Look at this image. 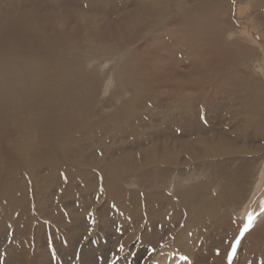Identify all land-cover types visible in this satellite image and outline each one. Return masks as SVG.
I'll return each instance as SVG.
<instances>
[{
    "label": "rangeland",
    "instance_id": "rangeland-1",
    "mask_svg": "<svg viewBox=\"0 0 264 264\" xmlns=\"http://www.w3.org/2000/svg\"><path fill=\"white\" fill-rule=\"evenodd\" d=\"M87 1H90V2L87 3ZM217 1L216 0H184L185 5L186 4L190 6L196 5L191 11V13L194 12V14L199 18H202L203 16H205L206 21H208L209 25L207 24V28H209V31L207 34L209 35L207 36L209 37L211 42L208 45H204L205 50H204L202 43H198L199 45L198 44L193 45L191 41L189 40L190 38L187 37L186 33L181 34L182 31L184 32V30L185 31L187 30V28L185 27L186 20L185 21L184 19L181 20V18L179 19L170 18L168 20L169 22L166 21V23L164 24H159L155 26L154 24L150 22V17L147 14L139 13L138 16L140 17H138V20L139 19L140 20L139 21L136 20L134 24L135 27L133 26L130 29L127 27H124L127 38L136 40L138 45L140 46L139 51L142 50L141 52H139V56L141 59L140 61L141 71L139 75H140L141 81L136 80L135 78L132 79L131 77L128 76L125 79L129 80L128 78H130L131 80V83H130V80L128 82L127 80H124V79L122 80L117 75L116 76L113 75L112 68H111L112 63L108 65H104V63H102L101 60L94 61V63L93 62L89 63V61H93L92 59L81 60L80 63L82 66L79 70L80 73L78 72V74L80 75L79 77L80 79H86L88 82L91 81L90 84L93 83L92 86H94L93 88L95 89L94 104L96 103L97 105L95 104L96 105L95 106L93 104L90 117H95L96 125L94 127L95 130L93 129H91L92 131L87 130L88 132L84 130V132H82L80 136H78L79 142L77 143L76 147L75 146L73 147L74 152L73 150H71L68 153H66L67 151L66 149L63 151V153L61 152L59 154L62 156L58 155L59 163L62 168L59 165L53 168L52 164L47 163L46 165L43 164L39 166V168H37L36 171L34 170L33 172H31L28 169V165L22 163V160L20 161V159H18L17 157L26 155L27 150L25 149L24 146L29 145L28 143L30 140L31 141L33 140L36 143H39L42 139L41 136H39V134L29 135L27 138V141H25L24 134H21L17 137L16 135H14L17 133L16 130L12 131L11 129L12 127L6 128L8 131L6 130L5 135H8V133H10L9 135L11 136H9L10 139L8 138L7 140L9 143L8 145H10V147L9 148L5 147V148L11 150L13 154L16 153V155L18 153L24 154V155L18 154V156L15 157L18 162L19 168L22 171V172L20 171L21 173H20L19 183H22L24 185V190H23L24 199L22 201V204L18 205L14 201L13 195H9L12 199L9 198V196H6L5 199H3L4 195L0 194L1 195L0 199L2 198L0 200L1 202L0 203V215H1L0 217V260L3 261V264H14L13 261L11 263L7 261V257L11 253H13L14 257L18 256V254H20L22 257L21 260L16 264H28V263L30 264L31 263L32 264H112L113 261H116V264H153L154 262H155L154 264H156L159 257H160L159 262L161 260L159 264H163V263L165 264H187L186 261H183L180 258L182 255H189L190 257L194 256L196 264H227V258H226L227 255L225 254L228 251L229 244L225 243V241L234 240V238L239 234V230L242 228L243 224L246 223L247 216L249 213L255 214L257 216V219L254 221V227L250 230V232L245 234V237L242 239L241 245L237 250V255L233 260V264H264V211H262V209H264V205H263L264 203H260L259 204L260 206L257 205L256 207H251V208L248 205V204L251 205L252 203L251 202V192H252L251 190L253 189V183L256 180V177H257L256 173L259 169L260 163L264 159V156H263L264 151H262L260 160L255 165H251L250 169H252L251 170L252 174L246 180V182L244 181L239 182L237 174L239 173L240 165L243 164L244 161H248V158L250 156L245 157L243 161L241 160L242 162L237 161L236 163H232L231 160H227V163H225V161L224 162L221 161L222 164L220 165L218 163L220 161H217V159H215L213 156H212V160H215V161L214 163H211L212 165L208 164V162L206 163L207 161L206 159L205 161H202L203 159L200 158L199 160H197L198 162L195 159V155H202V153H200L202 152L201 151L202 148L200 144L194 143V139H196L197 137H200V140L202 139L203 141L205 139L204 142H206L207 139L208 140L214 139L213 141L217 142L216 144L217 145L219 144L220 148L221 146H223V147H230L232 149H237L240 146V144H237L232 138H234L236 131H238L239 129H241V127H243L242 130L243 131L245 130L243 132L244 136H246V139L248 140L245 143V146L243 147L246 150L250 149V147H252L255 144V142L251 141L253 140L251 138L253 137H257L261 139L264 138V126L262 127L261 125V124L264 125V117H263L264 116L263 114L264 113V76H263L264 74H262L257 69L258 63H260L261 61L260 60L261 56L259 55L256 49L254 50L249 49L250 47L248 46V43H247L249 40L240 38L238 35L230 38L229 37L230 31L227 29V26L223 23V21H221V19L219 20V17L221 16V14L225 13L227 15L230 12L228 14L229 17L228 16L227 17L229 18L228 20H230L229 21L230 23L232 21L233 23L234 21L236 22L234 24L232 23L233 27L236 24L235 29L239 30L244 26L250 25L249 27L254 31V34H256L259 39L264 41V0H251V1L249 0H239V1L238 0H217ZM11 2L15 3L14 4L15 6L13 5L14 7L13 6L12 7L14 8L15 10L14 13L16 14L24 13L26 12V10L30 11L32 7L34 9H38L39 7L43 8V6L46 8V10L48 6L49 11H53L56 14L58 13L61 14L60 13L61 10L63 11L68 10V11H73V12L76 11L78 13L81 12L80 15H83L84 17L86 16L87 20L88 18H90L91 20L96 19V23L94 22L92 23L91 20L88 21L89 22L88 25L90 27V30H89L90 34L96 35V34H100L106 31L110 33V36L116 35L114 28H113V25H114L113 20L119 16L118 14L120 15L124 14V15L129 16L132 10H135V11L139 10L138 12H140V8H145L144 0H134V1L133 0H93V1L91 0H55L54 1L53 0L52 1L53 3H49V4L42 3L44 2V0H12ZM196 2L198 5L195 4ZM13 3H10V4H13ZM228 5L231 8L233 7L234 9H236V6L238 5L246 7V12L244 13L246 15L239 18L235 14V10L233 8L232 9L234 12L232 11L230 7L227 8ZM18 7H20V9ZM116 7H118L120 10ZM134 7L135 9H133ZM205 7H206V12H205ZM200 8H202V10ZM114 9L116 11H114ZM207 13H209V15ZM232 13L235 15H233ZM250 13H255L256 15L250 16L251 15ZM214 20L216 21V24ZM140 21H143V22L140 23ZM98 22L101 24L103 23V24L101 25ZM210 22H214L216 26ZM169 23H171L172 25L174 23V25L173 27H171L172 25L170 24L171 28L168 29ZM1 24H2V20L0 19V26ZM73 24L74 22L71 23V25ZM175 26H177L178 28H176ZM181 26L183 28L185 27V29L182 30ZM165 27H167L168 31H166L167 29ZM179 30H182V31H179ZM169 32L171 33L168 36L167 33ZM173 32H174L175 38L170 36V35H173ZM176 32L179 35H177ZM165 33L168 37L165 35ZM212 34L213 36L214 35L215 36L213 37ZM169 37L172 39L173 42L171 41V39H169ZM176 37L178 39H176ZM216 38L218 39V41L222 42V43L219 42L221 45L218 44ZM214 42L217 43V45ZM232 42H235V45L231 46ZM188 43L190 44V47L188 46ZM175 44H178V45L175 46ZM218 45L219 47L220 46L222 47L218 48ZM206 46H208V48ZM221 50L223 52H221ZM226 51L228 52L227 54H226ZM182 52H184V54ZM145 55H148V58ZM246 55L249 58L246 57ZM144 56L146 58H144ZM157 60H159L160 62H157ZM202 63L203 64L205 63V64L203 65ZM163 68H165V70H163ZM171 69H172V73H169V71L167 70H170L171 72ZM149 71H152L153 74L151 72L149 73ZM179 72L181 74H179ZM165 74L166 76H168L167 74H170V75L173 74V75L172 76L169 75L168 77H166ZM141 76L143 78H141ZM174 76L177 79L176 82L173 81L175 80ZM132 80H133V83H132ZM159 80H160V83H159ZM116 81H118V83H121V84L116 83ZM181 81H184V82L182 83ZM124 83H126L127 85ZM211 83H214V84L212 85ZM146 84L147 85L149 84V85L145 86ZM131 85L133 86L129 88ZM177 86L179 88H177ZM190 86L193 88L191 89ZM194 87L195 88L197 87V88L195 89ZM186 88H187V91H186ZM225 88L229 92L225 91L226 90ZM178 89H180L181 91ZM222 89L223 90L225 89L224 90L225 92ZM169 90L170 92L173 90L172 93H170ZM175 91L177 92V94ZM151 92H154V93H151ZM188 92H191V93H188ZM168 94H170L171 96ZM189 94L191 95L196 94L197 97L196 96L195 97L197 99H195L196 101L191 100L190 103L188 102L189 103L188 104L185 102V100L188 101L187 98L188 96L190 97ZM151 95L152 97H150ZM132 96L135 98H133ZM179 97L181 100L179 99ZM174 98H176L177 103L179 102L178 104L176 103ZM206 98L208 99V101ZM171 99L173 102L171 101ZM182 99L184 100V102H182L183 101ZM120 101L123 102L122 103L123 105L121 104ZM155 101L156 103H154ZM212 102L214 103L213 105L211 104ZM180 103H181V106H180ZM144 104L145 106H143ZM153 104L154 105L156 104L157 106L155 105L152 107ZM257 104L258 106H256ZM174 106L179 107V109L177 107L175 108ZM182 106H185V107H182ZM192 106L195 108H192ZM149 107L152 108V110L154 111L152 112V110ZM137 108H140L141 110ZM197 108H198V111L196 110ZM115 111H116V114H115ZM178 111H179V114H178ZM167 112L171 115H169ZM180 112L184 114V115H181L183 119H181V117L179 116L181 114ZM261 114H263V116ZM116 116L118 117V119ZM149 116L150 117L152 116V118H150ZM153 116L155 117L156 121L159 120V118L160 119L162 118V119L159 120L158 122L156 121L154 122L152 121L154 119ZM170 116H172L173 118ZM146 117H147V121H146ZM157 117L159 118L156 119ZM174 118H175V121H174ZM129 119L131 122L129 121ZM243 119L247 121L245 120L243 121ZM135 120L136 122H134ZM142 120H144L145 122ZM162 121L167 124V125L165 124L167 127L162 123ZM100 122L102 123L100 124ZM106 123L108 124L106 125ZM109 123L113 124L114 126ZM147 123H149V125ZM188 123L190 125H188ZM242 123L244 126L241 125ZM159 124L161 126L163 125L160 129H159L160 127ZM227 124H229L230 126H228ZM225 125H227L228 127ZM122 126L123 127L125 126L124 129ZM119 127L120 129H122L121 131H119L120 130ZM181 127L183 128V130ZM190 127L193 129H191ZM107 128L111 130V133H110V130L108 131L106 130ZM136 129L137 130L139 129V130L136 131ZM151 130L153 131L152 133H151ZM160 131H163V132L161 133ZM89 132L92 134H90ZM140 132L145 134V136L142 133L140 134ZM159 132L161 136L158 135ZM231 132L232 133L234 132V133L232 134ZM129 133H130V137H129ZM214 133H216L217 136ZM123 134H125L127 137ZM139 134H140V137H139ZM98 135H100L99 137H102L104 139L99 138ZM157 135L159 137H157ZM206 135L208 136L206 137ZM169 136L170 137L172 136V137L169 138ZM215 136L216 138H214ZM218 136H220V138H218ZM115 137H117L116 140H115ZM130 138H132V140L134 141L129 140ZM140 138L143 140H141ZM145 138L146 140L147 139L148 140L146 141ZM100 139H102L104 142L101 141ZM159 139L160 141H158L157 143V140ZM161 140H163V142ZM240 140H241L240 142L243 141V139H240ZM108 141H111L113 144L110 142L108 143ZM136 141H138L137 145H136ZM190 141L192 142L190 143ZM213 141L212 143H215ZM188 143L192 145L195 144V145L190 146ZM216 144H213V145H216ZM2 145H4V143H3L2 138L0 137V147ZM139 145H141V147H139ZM135 146H138V148ZM117 147L119 149H117ZM143 147H146V149ZM164 147L167 149L171 147L173 149V152H172L173 157L171 154L170 159L167 160V164L169 165L164 166L165 164H162V165L154 166V164H152L151 166L150 165L144 166L142 168L139 167V165H141V162L144 163V160H146L145 157L148 158V156L155 154V153L157 154L159 153L158 154L159 156H163ZM182 147L184 149H182ZM149 149L151 150V152L149 151ZM71 152H73L74 154ZM64 153H66L65 156H64ZM85 154H87V156ZM123 154L124 155L126 154V155L123 156ZM67 157H69L70 159ZM89 158L92 161V162L90 161L92 165L91 163L88 162L90 160ZM93 158L96 160H94ZM104 158H106L107 161L103 160ZM116 158L118 159V161ZM97 162L98 163L100 162V164H97ZM108 162H110L112 165H110V163ZM77 164L78 165L82 164L81 165L82 168L78 166ZM193 165L195 167H193ZM235 165H238V166L235 170H233V168H235ZM50 166L52 168H50ZM72 166L73 167L75 166V167L73 168ZM158 166H160L161 168ZM87 168L88 169L92 168V170L90 169L88 170ZM139 168L142 170H140ZM6 169L7 168H5V166H3V164L1 163L0 164V177H2L3 173L6 172ZM51 169H54V170H51ZM64 171L66 175L64 174ZM61 172H63V174H61ZM88 173L90 174L92 173V174L90 175ZM79 174H83L84 176L79 175ZM71 175L72 177H70ZM75 175L76 177H74ZM225 175H228V176H225ZM65 177H67L68 180L65 179ZM81 177H84V178H81ZM101 178H103L104 180ZM83 179L88 180V181L84 182ZM104 181H106V184ZM249 183H252V184H249ZM103 186L105 189L103 188ZM107 186L109 187L108 189L110 192L108 191V189H106ZM37 188L38 190H36ZM111 188L113 190H111ZM188 189L190 191H187ZM196 190H197V193H199L200 195L199 194L197 195V193L195 195ZM244 190L245 192H243ZM191 191H194V192H191ZM182 192L184 193L186 192L185 195ZM182 194L184 196H182ZM191 194H193V196H196V197L193 198ZM71 195L73 198L71 197ZM166 195L168 199L165 198ZM128 196H131V199L130 197L128 199ZM143 197L145 198V200ZM179 198L181 201L178 200ZM181 198L184 200H182ZM138 199H141V200L139 201ZM154 199L156 200V202ZM170 199L171 200L173 199V201H170L172 202V205L171 204L169 205ZM33 200L35 201V203ZM135 201H138V202H135ZM159 201L162 204V206L159 203ZM190 202L192 204H190ZM118 205H120V208ZM128 206L131 207V209ZM34 207L36 208L34 209ZM191 207L193 209L195 208L194 212L192 211ZM184 210L185 212H183ZM212 210H215V214H214V211L212 212ZM216 210L219 212H216ZM89 213H94V215L90 216ZM126 214H128V216ZM209 216L211 218L213 216V218L212 219L207 218ZM163 217L165 218L167 217L168 219H171V220H168L167 218L163 219ZM260 218H262L263 221L260 222L261 220ZM173 219H176V220H173ZM93 220H95L94 224L92 223ZM173 221L175 222V224ZM143 222L145 223V225L143 224ZM219 224L221 227L219 226ZM172 225L175 227L176 230L173 228ZM148 229L149 231H147ZM168 232L170 233L171 236L169 235ZM28 236L30 237L29 238L30 240L28 239ZM84 237H87V239H84ZM137 237H141L142 241H145V240L147 241L137 242L135 243L134 246H132L133 240ZM166 237L168 239H166ZM64 241H67V244H65ZM120 243H123L125 245L124 252L118 251V246ZM25 244L27 245V248ZM35 244L38 247H36ZM43 245L45 247H43ZM139 245L141 246L143 245V247L141 246L139 247ZM53 246L55 247V250H56L55 256H52L50 254L51 248ZM131 246H132V249H131ZM152 247L157 248V253L155 255L154 254L150 255L151 253H149ZM171 247L174 250L173 249L171 250ZM217 247L221 249L220 255L222 257L220 255L219 256L214 255L215 249ZM18 249L20 251H18ZM130 249L132 251L137 252L136 257L138 258L127 256V253ZM9 250L11 251L9 252ZM8 252L9 254L6 255V253ZM168 252H171V253H168ZM177 254H179L180 256ZM170 255H172L173 258ZM116 256L121 257V259L116 260ZM126 256H127V259H125ZM145 256H148V257H145ZM149 256H152L153 258L152 257L150 258ZM123 258L125 259L124 261H123ZM147 258H149V260H147ZM174 258L176 259L174 260ZM163 259H166L167 261ZM219 259H221L222 261Z\"/></svg>",
    "mask_w": 264,
    "mask_h": 264
},
{
    "label": "bare ground",
    "instance_id": "bare-ground-1",
    "mask_svg": "<svg viewBox=\"0 0 264 264\" xmlns=\"http://www.w3.org/2000/svg\"><path fill=\"white\" fill-rule=\"evenodd\" d=\"M12 1V0H11ZM10 0H0V19L2 20V24L0 26V137L3 140L4 145H2L0 147V164L2 163L3 166H5L6 172L3 173L2 177H0V194L4 195L3 199H5L6 196L9 195H13V199L14 201L20 205L22 204V201L24 199V195H23V190H24V185L22 183H19V179H20V173L22 172L19 168L18 162L16 160V156H18V154H23V153H18L16 155L13 154L11 152V150L5 148V147H10V145H8V138L10 133H8V135L6 134V128L8 127H12V131H17L16 135L17 137L21 134L25 135V141H27V138L29 135H35V134H39V136H41V141L39 143H36L35 141H29V145L24 146L25 149L27 150L26 155L24 156H19L17 157L18 159H20V161L22 160V163L28 165V169L33 172L34 170L36 171L37 168H39V166L43 165V164H52L53 168L56 167L57 165L60 166L59 163V157L58 155L64 150L67 149L66 153H68L69 151L73 150L74 152V146L76 147L77 143L79 142L78 140V136H80V134L82 132L85 131H90L91 129L95 130L94 127L96 125V119L95 117H90V113L94 104V99H95V89L93 88L94 86H92L93 83L90 84V82H88L86 79H80V75L78 74V72L80 73V68H81V60H85V59H92L93 61H89V63L94 61H99L101 60L102 63H104V65H108L110 63H112V74L113 75H117L119 76L122 80H127L125 79L126 77H131L132 79L135 78L136 80H140V71H141V59L139 56V45L137 43L136 40L133 39H129L127 38V35L125 34V30L124 27L127 28H132L138 20V16L139 13L141 14H147L150 17V22L152 24H154L155 26L159 25V24H164L166 23V21H168L170 18H174V19H179L181 18L184 19V21L186 20L185 24H186V28L187 30L185 31V27L183 28L182 26V30H184V32L182 30V33H186L187 37H189L191 43L194 45H197L198 43H202L203 47L204 45H208L211 40L209 39V37L207 35L209 28H207V24L208 21H206V17L203 16L202 18L197 17L194 12L191 13V11L193 10V8L196 5H185L184 0H144L145 3V8H140V12H138L139 10L135 11L132 10L130 15H120L113 20L114 25V31L116 33L115 36H110L109 32H103L100 34H90L89 30V20H91L90 18H86V16L84 17L83 15H80V13L76 12V11H68V10H61L60 13L61 14H56L53 11H49V7L47 6V10L46 8L43 6L39 7L38 9H34L33 7L30 9V11L26 10V12L24 13H19L16 14L14 13V4L13 2H11ZM53 0H44V2L42 3H53ZM55 1V0H54ZM93 1V0H91ZM134 1V0H133ZM217 1V0H216ZM239 1V0H238ZM251 1V0H249ZM90 1H87V3ZM218 2V1H217ZM13 3V4H10ZM93 3V2H92ZM105 3V2H104ZM188 3V2H187ZM233 3V2H232ZM45 4V5H46ZM58 4V2H57ZM86 4V3H85ZM197 4V2L195 3ZM216 4V3H215ZM219 4V3H217ZM221 4V3H220ZM14 5V6H13ZM52 5V4H51ZM90 5V4H89ZM99 5V4H98ZM136 5V3H135ZM198 5V4H197ZM230 5V4H229ZM227 6V8H229L230 6ZM13 6V7H12ZM93 6V5H92ZM104 6V5H103ZM141 6V5H140ZM221 6V5H220ZM233 6V5H232ZM235 6V5H234ZM29 7V6H28ZM100 7V6H99ZM198 7V6H197ZM20 9V7H18ZM16 8V9H18ZM53 8V7H52ZM51 8V9H52ZM101 8V7H100ZM114 8V7H113ZM118 8V7H116ZM115 8V9H116ZM203 8V7H202ZM202 8H200L202 10ZM226 8V7H225ZM231 8V7H230ZM233 8V7H232ZM231 8V9H232ZM257 8V7H256ZM261 8V7H260ZM87 9V8H86ZM114 9V11H116ZM119 9V8H118ZM135 9V7L133 8ZM204 9V8H203ZM234 9V8H233ZM232 9V11H233ZM25 10V9H24ZM88 10V9H87ZM120 10V9H119ZM118 10V11H119ZM196 10V9H195ZM199 10V9H198ZM235 10V14L240 18L243 17L245 12H246V7L243 6H236ZM35 11V12H34ZM111 11V10H110ZM220 11V10H219ZM223 11V10H222ZM231 11V10H230ZM17 12V11H16ZM112 12V11H111ZM202 12V11H201ZM205 12H206V7H205ZM234 12V11H233ZM261 12V11H260ZM219 13V12H218ZM230 13V12H229ZM228 13V14H229ZM257 13V12H256ZM205 14V13H204ZM209 15V13H207ZM228 14L226 15L221 14V16L219 17V20L221 19V21H223V23L227 26V29L230 31L229 33V37H234V36H239L240 38H244L249 40L248 46L250 47L249 49L254 50L256 49L257 52L259 53V55L261 56V61L260 63H258V70L264 74V41L259 39L257 37L256 34H254V31L249 27V26H244L241 29L237 30L235 29V26L233 27L232 23L233 21L230 23L228 20L229 16ZM233 14V13H232ZM233 14V15H235ZM250 16H255V13H250ZM231 15V14H230ZM260 15V14H259ZM75 16V17H73ZM228 16V17H227ZM231 18V17H230ZM147 19V18H146ZM216 19V18H215ZM232 19V18H231ZM144 20V19H143ZM92 23H96V19H92L91 20ZM244 21V20H243ZM253 21V20H252ZM74 22L73 25H71V23ZM104 22V21H103ZM108 22V21H107ZM112 22V24H113ZM143 21H140V23H142ZM169 22V21H168ZM215 24L216 21L214 20ZM214 22H210L212 24H214ZM99 23V22H98ZM172 23V22H171ZM169 23V28L173 27V25ZM234 23H236L234 21ZM233 23V24H234ZM248 23V22H247ZM101 24V23H99ZM103 24V23H102ZM101 24V25H102ZM111 24V23H110ZM109 24V26H110ZM170 24L172 25L170 27ZM182 24V23H181ZM214 24V25H215ZM91 25V23H90ZM95 25V24H94ZM105 25V24H104ZM168 25V24H167ZM178 25V24H177ZM209 25V24H208ZM223 25V24H222ZM244 25V24H243ZM98 26V25H96ZM112 26V25H111ZM179 26V25H178ZM216 26V25H215ZM135 27V26H134ZM137 27V26H136ZM139 27V26H138ZM167 27H165L167 29ZM176 28H178L177 26H175ZM98 28V27H97ZM102 28V27H101ZM104 28V26H103ZM102 28V29H103ZM164 28V29H165ZM212 28V27H211ZM100 29V28H99ZM98 29V30H99ZM126 29V28H125ZM168 29L166 31H168ZM97 30V31H98ZM101 30V29H100ZM171 30V29H170ZM213 30V29H212ZM165 31V30H164ZM172 31V30H171ZM211 31V30H210ZM175 32V31H174ZM174 32L173 35H170L171 37L175 38L174 36ZM171 32L167 33L168 36ZM177 33V32H176ZM214 33V31H213ZM261 34V33H260ZM166 35V33H165ZM177 35H179L177 33ZM176 35V36H177ZM262 35V34H261ZM167 36V35H166ZM167 36V37H168ZM183 36V35H182ZM213 36V34H212ZM215 36V35H214ZM213 36V37H214ZM166 37V38H167ZM179 37V36H178ZM228 37V39H229ZM169 39H171L169 37ZM168 39V40H169ZM176 39H178L176 37ZM180 39V38H179ZM217 39V38H216ZM213 40V39H212ZM172 41V39H171ZM177 41V40H175ZM174 41V42H175ZM187 41V40H186ZM214 41V40H213ZM216 41V40H215ZM230 41V40H229ZM173 42V41H172ZM171 42V43H172ZM185 42V41H184ZM217 42L219 45H221L220 41ZM220 42V43H219ZM190 43V42H189ZM188 43V46L190 47V44ZM215 43V42H214ZM187 44V43H186ZM217 45V43H215ZM178 44H175V46ZM199 45V44H198ZM213 45V44H212ZM218 48L222 47L220 46ZM235 45V42H232L233 46ZM240 45V44H239ZM210 46V45H209ZM179 47V46H178ZM182 47V46H181ZM200 47V46H199ZM208 48V46H206ZM217 47V46H216ZM193 48V47H192ZM196 48V47H195ZM212 48V47H211ZM217 48V49H218ZM177 49V48H175ZM187 49V48H186ZM197 49V48H196ZM215 49V48H213ZM244 49V48H243ZM179 50V49H178ZM183 50V49H182ZM195 50V49H194ZM205 50V47H204ZM187 51V50H186ZM240 51V50H239ZM242 51V50H241ZM166 52V51H165ZM209 52V51H208ZM221 52H223L221 50ZM219 52V53H221ZM251 52V51H250ZM181 53V52H180ZM184 54V52H182ZM214 53V52H213ZM228 52L226 51V54ZM146 54V53H145ZM206 54V53H205ZM223 54V53H222ZM241 54V53H240ZM150 55V54H149ZM239 55V54H238ZM148 58V55H145ZM144 56V58H146ZM167 56V55H166ZM228 56V55H227ZM142 57V56H141ZM199 57V56H198ZM246 57H248L246 55ZM255 57V55H254ZM153 58V57H152ZM227 58V57H226ZM229 58V57H228ZM249 58V57H248ZM151 59V58H150ZM144 60V59H142ZM149 60V59H148ZM193 60V59H192ZM232 60V59H231ZM250 60V59H249ZM154 61V60H153ZM222 61V60H221ZM220 61V62H221ZM252 61V60H251ZM146 62V61H145ZM148 62V61H147ZM152 62V61H150ZM155 62V61H154ZM157 62H160L159 60H157ZM197 62V61H195ZM162 63V61H161ZM218 63V61H217ZM256 63V62H255ZM88 64V63H87ZM144 64V63H143ZM156 64V63H155ZM160 64V63H159ZM197 64V63H196ZM203 64V63H202ZM205 64V63H204ZM203 64V65H204ZM96 65V64H95ZM154 65V64H153ZM255 65V64H254ZM84 66V65H83ZM97 66V65H96ZM95 66V67H96ZM155 66V65H154ZM157 66V65H156ZM160 66V65H159ZM256 66V65H255ZM254 66V67H255ZM89 67V65H88ZM99 67V66H98ZM102 68V67H100ZM150 68V67H149ZM203 68V67H202ZM90 69V68H89ZM88 69V70H89ZM162 69V68H161ZM201 69V68H200ZM111 70V69H110ZM151 70V69H150ZM163 70H165V68H163ZM162 71V70H161ZM169 73H172V69L171 72L170 70ZM185 71V70H183ZM182 71V73H183ZM205 71V70H204ZM203 71V72H204ZM152 73V71H149V73ZM159 72V71H158ZM175 72V71H173ZM212 72V71H211ZM110 73V72H109ZM185 73V72H184ZM187 73V72H186ZM210 73V71H209ZM160 74V73H158ZM157 74V75H158ZM176 74V73H175ZM179 74H181L179 72ZM178 74V75H179ZM208 74V73H207ZM212 74V73H211ZM260 74V73H259ZM127 75V76H126ZM164 75V74H163ZM168 76L170 74H167ZM173 75V74H172ZM170 75V76H172ZM112 76V75H111ZM166 76V74H165ZM166 76V77H168ZM210 76V75H209ZM264 76V75H263ZM82 77V76H81ZM144 77V75H143ZM141 76V78H143ZM162 77V76H161ZM175 77V76H174ZM178 77V76H177ZM202 77V76H200ZM208 77V76H207ZM206 77V78H207ZM170 78V77H169ZM130 80V78H128ZM148 79V78H147ZM171 79V78H170ZM169 79V81H170ZM200 79V78H199ZM117 80V79H116ZM129 80H127L129 82ZM146 80V79H145ZM144 80V81H145ZM176 77H175V81L176 82ZM183 80V79H182ZM245 80V79H244ZM141 81V80H140ZM143 81V80H142ZM153 81V80H152ZM156 81V80H155ZM167 81V80H166ZM172 81V80H171ZM187 81V80H185ZM210 81V80H208ZM215 81V80H213ZM120 82V80H119ZM126 82V81H125ZM164 82V81H163ZM180 82V81H179ZM182 83L184 81H181ZM195 82V81H194ZM202 82V81H201ZM241 82V81H240ZM245 82V81H244ZM116 83H118V81H116ZM131 83V80H130ZM133 83V80H132ZM136 83V82H135ZM146 83V82H145ZM148 83V82H147ZM157 83V82H156ZM160 83V80H159ZM192 83V82H191ZM197 83V82H196ZM228 83V82H227ZM121 84V83H118ZM117 84V85H118ZM126 84V83H124ZM158 84V83H157ZM164 84V83H163ZM173 84V83H172ZM176 84V83H174ZM181 84V83H180ZM187 84V83H186ZM195 84V83H193ZM212 85L214 83H211ZM222 84V83H221ZM114 85V84H113ZM127 85V84H126ZM125 85V86H126ZM149 85V84H148ZM147 84L145 86H148ZM153 85V84H152ZM160 85V84H159ZM168 85V84H167ZM219 85V84H218ZM246 85V84H245ZM122 86V85H121ZM119 86V87H121ZM123 86V87H125ZM133 85H131L129 88H131ZM136 86V84H135ZM158 86V85H157ZM169 86V85H168ZM167 86V87H168ZM176 86V85H175ZM189 86V85H188ZM187 86V88H188ZM234 86V85H233ZM244 86V85H242ZM98 87V86H96ZM110 87V86H109ZM165 87V86H164ZM191 87V86H190ZM204 87V86H203ZM210 87V86H209ZM228 87V86H227ZM143 88V87H142ZM169 88V87H168ZM173 88V87H172ZM177 88H179L177 86ZM185 88V87H184ZM186 88V91H187ZM193 87H191L192 89ZM195 88V87H194ZM197 88V87H196ZM195 88V89H196ZM200 88V87H199ZM205 88V87H204ZM214 88V87H213ZM232 88V87H231ZM235 88V87H234ZM121 89V88H120ZM138 89V88H137ZM155 89V88H154ZM176 89V88H175ZM182 89V88H181ZM210 89V88H209ZM212 89V88H211ZM226 89V88H225ZM224 89V90H225ZM148 90V89H147ZM156 90V89H155ZM154 90V91H155ZM180 90V89H178ZM201 90V89H200ZM205 90V89H203ZM223 90V89H222ZM223 90V91H224ZM235 90V89H234ZM151 91V90H149ZM153 91V90H152ZM159 91V90H158ZM173 91V90H172ZM172 91L169 92L172 93ZM181 91V90H180ZM190 91V90H188ZM195 91V90H194ZM208 91V90H207ZM212 91V90H211ZM225 91H228L227 89ZM224 91V92H225ZM231 91V90H230ZM176 92V91H175ZM204 92V91H203ZM229 92V91H228ZM116 93V92H115ZM137 93V92H136ZM141 93V92H140ZM154 93V92H151ZM191 93V92H188ZM194 93V92H193ZM202 93V92H201ZM200 93V94H201ZM128 94V93H126ZM131 94V93H130ZM143 94V93H142ZM156 94V93H155ZM166 94V93H165ZM174 94V93H173ZM172 94V95H173ZM177 94V92H176ZM203 94V93H202ZM216 94V93H215ZM132 95V94H131ZM147 95V94H145ZM170 95V94H168ZM167 95V96H168ZM180 95V94H179ZM188 95V94H187ZM190 97L188 96V101L185 100L186 103H190V101H194L195 99H197L196 94L195 95H191L189 94ZM171 96V95H170ZM178 96V95H177ZM196 96V97H195ZM204 96V95H202ZM133 97V96H132ZM152 97V95L150 96ZM155 97V96H154ZM181 97V96H180ZM179 97V99H180ZM215 97V96H214ZM219 97V96H218ZM135 98V97H133ZM132 98V99H133ZM213 98V97H212ZM126 99V98H125ZM154 99V98H153ZM152 99V100H153ZM201 99V98H199ZM207 99V98H206ZM102 100V99H101ZM105 100V99H103ZM117 100V99H116ZM124 100V99H123ZM174 100L176 101V98H174ZM181 100V99H180ZM183 100V99H182ZM172 101V99H171ZM170 101V102H171ZM196 101V100H195ZM202 101V100H201ZM208 101V99H207ZM241 101V100H240ZM121 104L123 103L122 101H120ZM134 102V101H133ZM137 102V101H136ZM173 102V101H172ZM181 102V101H180ZM184 102V100L182 101ZM181 102V103H182ZM214 102V101H213ZM211 103L212 105L214 103ZM103 103V102H102ZM156 103V101L154 102ZM175 103V102H174ZM177 103V101H176ZM179 103V102H178ZM177 103V104H178ZM180 103V106H181ZM188 103V104H189ZM194 103V102H193ZM197 103V102H196ZM242 103V102H241ZM96 104V103H95ZM94 104V105H95ZM101 104V103H100ZM120 104V103H119ZM118 104V105H119ZM147 104V103H146ZM207 104V103H205ZM204 104V105H205ZM97 105V104H96ZM95 105V106H96ZM103 105V104H102ZM123 105V104H122ZM132 105V103H131ZM130 105V106H131ZM156 105V104H155ZM154 104L152 105L155 106ZM175 105V104H174ZM184 105V103H183ZM197 105V104H196ZM200 105V104H199ZM209 105V104H208ZM120 106V105H119ZM129 106V105H127ZM136 106V105H135ZM140 106V105H138ZM145 106V104L143 105ZM157 106V105H156ZM161 106V105H160ZM186 106V105H185ZM182 106V107H185ZM258 106V104L256 105ZM99 107V106H97ZM151 107V105H150ZM149 107V108H150ZM169 107V106H168ZM173 107V106H172ZM175 107V106H174ZM177 107V106H176ZM175 107V108H176ZM188 107V106H187ZM129 108V107H128ZM131 108V107H130ZM159 108V107H158ZM179 109V107H177ZM189 108V107H188ZM192 108H195L192 106ZM212 108V107H211ZM224 108V107H223ZM241 108V107H240ZM97 109V108H96ZM104 109V108H103ZM102 109V110H103ZM140 109V108H137ZM135 109V110H137ZM152 110V108H150ZM160 109V108H159ZM171 109V108H170ZM177 109V110H178ZM207 109V107H206ZM141 110V109H140ZM138 110V111H140ZM161 110V109H160ZM169 110V109H168ZM173 110V109H172ZM198 111V108L196 109ZM200 110V109H199ZM235 110V109H234ZM243 110V109H242ZM246 110V109H245ZM254 110V109H253ZM154 110H152L153 112ZM163 111V110H162ZM212 111V110H211ZM210 111V112H211ZM255 111V110H254ZM104 112V111H102ZM107 112V111H106ZM105 112V113H106ZM209 112V113H210ZM246 112V111H245ZM118 113V112H117ZM138 113V112H137ZM147 113V111H146ZM168 113V112H167ZM181 113V112H180ZM195 113V112H194ZM201 113V112H199ZM208 113V112H207ZM241 113V112H240ZM116 114V111H115ZM120 114V113H119ZM139 114V113H138ZM150 114V113H149ZM161 114V113H160ZM169 114V113H168ZM179 114V111H178ZM177 114V115H178ZM193 114V113H192ZM235 114V113H234ZM233 114V115H234ZM244 114V113H243ZM264 114V113H263ZM263 114H261L263 116ZM113 115V114H111ZM118 115V114H117ZM171 115V114H169ZM181 115L184 114H180L179 116L181 117ZM194 115V114H193ZM196 115V114H195ZM142 116V115H140ZM144 116V115H143ZM148 116V115H147ZM162 116V115H161ZM190 116V115H189ZM197 116V115H196ZM199 116V115H198ZM205 116V114H204ZM207 116V115H206ZM236 116V115H235ZM244 116V115H243ZM110 117V116H109ZM117 117V116H116ZM150 117V116H149ZM154 117V116H153ZM172 117V116H170ZM231 117V116H230ZM264 117V116H263ZM97 118V117H96ZM130 118V117H128ZM127 118V119H128ZM152 118V116L150 117ZM159 117H157L156 119H158ZM173 118V117H172ZM203 118V117H202ZM209 118V117H208ZM105 119V118H104ZM103 119V120H104ZM108 119V118H107ZM114 119V118H113ZM118 119V117H117ZM120 119V118H119ZM144 119V118H143ZM162 119V118H161ZM159 118V120H161ZM181 119H183V117H181ZM194 119V118H192ZM201 119V118H200ZM239 119V118H238ZM241 119V118H240ZM102 120V119H101ZM116 120V119H115ZM124 120V119H123ZM122 120V122H123ZM137 120V119H136ZM136 120L134 122H136ZM150 120V119H149ZM159 120H155V117L152 121H156L158 122ZM171 120V119H170ZM180 120V119H179ZM245 119H243L244 121ZM98 121V120H97ZM130 121V119H129ZM141 121V120H140ZM144 121V120H142ZM146 121H147V117H146ZM169 121V120H168ZM167 121V122H168ZM175 121V118H174ZM196 121V120H195ZM198 121V120H197ZM242 121V122H243ZM247 121V120H245ZM110 122V121H109ZM131 122V121H130ZM139 122V121H138ZM145 122V121H144ZM193 122V121H192ZM208 122V121H207ZM223 122V121H222ZM229 122V121H228ZM102 122H100L101 124ZM104 123V122H103ZM113 123V122H111ZM109 123V124H111ZM120 123V121H119ZM118 123V124H119ZM143 123V122H142ZM151 123V122H149ZM149 123H147L149 125ZM153 123V122H152ZM162 123L165 125L166 123L162 121ZM160 123V124H162ZM177 123V122H176ZM191 123V122H190ZM194 123V122H193ZM196 123V122H195ZM211 123V122H210ZM257 123V122H256ZM260 123V122H259ZM108 123H106L107 125ZM136 124V123H135ZM146 124V123H145ZM144 124V125H145ZM157 124V123H156ZM159 124V125H160ZM178 124V123H177ZM187 124V123H186ZM192 124V123H191ZM197 124V123H196ZM202 124V123H201ZM215 124V123H214ZM237 124V123H236ZM258 124V123H257ZM99 125V124H98ZM113 125V124H111ZM109 125V126H111ZM117 125V124H116ZM123 125V124H122ZM131 125V124H130ZM134 125V124H133ZM152 125V124H151ZM167 125V124H166ZM165 125V126H166ZM188 125H190L188 123ZM194 125V124H193ZM192 125V126H193ZM228 126H230L229 124H227ZM225 125V126H227ZM243 125V123L241 124ZM262 127L264 126L263 124H261ZM101 126V125H100ZM104 126V124H103ZM114 126V125H113ZM112 126V127H113ZM135 126V125H134ZM146 126V125H145ZM163 126V125H162ZM160 125L159 129L162 127ZM191 126V127H192ZM204 126V125H202ZM201 126V127H202ZM227 126V127H228ZM234 126V125H233ZM244 126V125H243ZM123 127V126H122ZM125 127V126H124ZM123 127V129H124ZM157 127V128H158ZM167 127V126H166ZM190 127V128H191ZM212 127V126H211ZM210 127V128H211ZM215 127V126H214ZM213 127V128H214ZM239 127V126H238ZM236 127V128H238ZM261 127V126H260ZM110 128V127H109ZM139 128V127H138ZM155 128V127H154ZM182 128V127H181ZM232 128V127H231ZM235 128V129H236ZM243 127H241V129H239L238 131H236V134L234 136V138H232L237 144H240V146L237 149H232L230 147H223L221 146V148L219 147V144L217 145L215 141L212 140H208L206 142L205 139L204 141L201 139L200 137H197L196 139H194V143L195 144H200L201 148H202V155H195V159L196 161L199 160L200 158L203 159L202 161H205V159L207 160L206 163L208 162V164L214 163L215 160H212V156L217 159L219 165L222 164L221 161H225V163H227V160H231L232 163H236L237 161H243L245 159V157L250 156L248 158V161H244L243 164L240 165V170L239 173L237 174L238 180L239 182H246V180L250 177L251 173V165H255L261 158V154L262 151H264V138H257V137H253L251 139V141L255 142V144L250 147V149L246 150L243 147L245 146V143L248 141L246 139V136H244V131L242 130ZM258 128V127H257ZM256 128V129H257ZM118 129V128H117ZM120 129V127H119ZM145 129V127H144ZM166 129V128H165ZM193 129V128H191ZM206 129V128H205ZM253 129V128H252ZM101 130V128H100ZM107 131L110 129H106ZM122 129H120L119 131H121ZM139 130V129H138ZM136 129V131H138ZM153 130V129H152ZM151 130V133L153 132ZM183 130V128H182ZM187 130V129H186ZM250 130V129H248ZM247 130V131H248ZM8 131V130H7ZM87 131V132H88ZM92 131V130H91ZM99 131V130H98ZM133 131V130H132ZM135 131V132H136ZM165 131V130H164ZM194 131V130H192ZM231 131V130H230ZM95 132V131H94ZM101 132V131H100ZM106 132V131H105ZM117 132V131H116ZM125 132V131H124ZM129 132V131H128ZM149 132V131H148ZM161 133L163 131H160ZM159 132V136L160 135ZM173 132V131H172ZM171 132V133H172ZM183 132V131H182ZM13 133V132H12ZM90 133V132H89ZM96 133V132H95ZM111 133V130H110ZM123 133V132H122ZM131 133V132H130ZM130 133H129V137H130ZM133 133V132H132ZM142 132H140L141 134ZM174 133V132H173ZM179 133V132H178ZM176 133V134H178ZM186 133V132H185ZM204 133V132H203ZM213 133V131H212ZM226 133V131H225ZM229 133V132H227ZM232 133V132H231ZM234 133V132H233ZM232 133V134H233ZM247 133V132H246ZM257 133V132H256ZM260 133V132H259ZM92 134V133H90ZM94 134V133H93ZM99 134V133H98ZM103 134V133H102ZM115 134V133H114ZM118 134V133H117ZM138 134V133H137ZM139 134V137H140ZM143 134V133H142ZM180 134V133H179ZM205 134V133H204ZM216 135V133H214ZM213 134V135H214ZM231 134V135H232ZM108 135V134H107ZM125 135V134H123ZM136 135V134H134ZM145 136V134H143ZM152 135V134H151ZM157 135V137H159ZM199 135V134H198ZM201 135V134H200ZM211 135V133H210ZM212 135V136H213ZM229 135V134H228ZM84 136V135H83ZM100 135H98L99 137ZM113 136V135H112ZM117 136V135H116ZM126 136V135H125ZM186 136V135H185ZM188 136V135H187ZM208 135H206L207 137ZM217 136V135H216ZM216 136L214 138H216ZM223 136V135H222ZM93 137V136H92ZM120 137V136H119ZM127 137V136H126ZM135 137V136H134ZM149 137V135H148ZM147 137V138H148ZM172 137V136H171ZM169 136V138H171ZM210 137V136H209ZM208 137V138H209ZM224 137V136H223ZM233 137V136H231ZM243 137V138H242ZM34 138V136H33ZM31 138V139H33ZM102 138V137H99ZM98 138V139H99ZM117 137H115L116 140ZM121 138V137H120ZM143 138V136H142ZM165 138V137H164ZM175 138V137H174ZM218 138H220V136H218ZM10 139V138H9ZM104 139V138H102ZM102 139H100L101 141H103ZM107 139V138H106ZM128 139V138H126ZM134 139V138H133ZM141 139V138H140ZM155 139V138H154ZM161 139V138H160ZM157 140V143L158 141ZM178 139V138H177ZM188 139V138H186ZM243 139L242 142H240ZM35 140V139H34ZM99 140V141H100ZM111 140V139H110ZM113 140V141H115ZM121 140V139H120ZM125 140V139H124ZM129 140H132V138H130ZM137 140V139H136ZM143 140V139H141ZM146 140V138H145ZM148 140V139H147ZM146 140V141H147ZM150 140V139H149ZM153 140V139H152ZM167 140V138H166ZM175 140V139H174ZM123 141V140H122ZM126 141V140H125ZM134 141V140H132ZM139 141V140H138ZM136 141V145L137 142ZM163 142V140H161ZM211 141V142H210ZM215 142V143H212ZM104 142V141H103ZM112 143L111 141H108V143ZM150 142V141H149ZM177 142V141H175ZM192 141H190L191 143ZM239 142V143H238ZM25 143V142H23ZM106 143V142H105ZM118 143V142H117ZM122 143V142H121ZM144 143V142H143ZM142 143V144H143ZM151 143V142H150ZM173 143V142H172ZM179 143V142H178ZM113 144V143H112ZM126 144V143H124ZM123 144V145H124ZM128 144V143H127ZM141 144V145H142ZM146 144V143H145ZM189 144V143H188ZM194 144V145H195ZM216 144V145H213ZM141 145H139V147H141ZM149 145V144H148ZM153 145V144H152ZM190 146L192 144H189ZM192 145V146H194ZM151 146V145H150ZM170 146V145H169ZM175 146V145H174ZM179 146V145H178ZM87 147V146H86ZM121 147V146H120ZM138 148V146H135ZM134 147V148H135ZM155 147V146H154ZM167 147V146H165ZM164 147V152H163V156H159L157 153L152 154L150 156H148V158L145 157L146 160H144V163L141 162V165H139V167H144V166H151L152 164L155 165H162L167 164V160L170 159V156L173 152V149L170 148H165ZM176 147V146H175ZM174 147V148H175ZM184 147V146H183ZM182 147V149H184ZM188 147V146H187ZM235 147V146H234ZM123 148V147H122ZM146 149V147H143ZM142 148V149H143ZM189 148V147H188ZM192 148V147H190ZM117 149H119L117 147ZM140 149V148H139ZM141 149V150H142ZM187 149V148H186ZM185 149V150H186ZM124 150V149H123ZM148 150V149H147ZM158 150V149H157ZM169 150V151H168ZM194 150V149H193ZM25 151V150H24ZM149 151L151 152V150L149 149ZM153 151V150H152ZM187 151V150H186ZM23 152V151H22ZM71 152V153H73ZM86 152V151H85ZM120 152V151H118ZM158 152V151H157ZM175 152V151H174ZM194 152V151H193ZM64 153V156L65 154ZM107 153V152H106ZM162 153V152H161ZM74 154V153H73ZM72 154V155H73ZM77 154V153H76ZM84 154V153H83ZM114 154V153H113ZM87 156V154H85ZM84 155V156H85ZM122 155V154H120ZM126 155V154H125ZM123 154V156H125ZM142 155V154H141ZM175 155V153H174ZM62 156V155H59ZM74 156V155H73ZM166 156V158H165ZM264 156V155H263ZM90 157V156H89ZM102 157V156H101ZM117 157V155H116ZM121 157V156H120ZM127 157V156H126ZM142 157V156H141ZM173 157V154H172ZM171 157V158H172ZM175 157V156H174ZM69 158V157H67ZM76 158V157H75ZM96 158V157H94ZM93 158V159H94ZM98 158V157H97ZM132 158V157H131ZM211 158V159H210ZM70 159V158H69ZM86 159V158H85ZM90 159V158H89ZM117 159V158H116ZM115 159V160H116ZM121 159V158H120ZM87 160V159H86ZM96 160V159H94ZM103 160H106V158H104ZM262 160V159H261ZM63 161V160H62ZM73 161V160H72ZM91 159L88 161L89 163ZM109 161V160H108ZM118 161V159H117ZM141 161V160H139ZM182 161V160H181ZM241 161V162H242ZM87 162V164H88ZM94 162V161H93ZM186 162V161H185ZM198 162V161H197ZM62 163V162H61ZM64 163V162H63ZM72 163V162H71ZM77 163V162H76ZM75 163V164H76ZM106 163V162H105ZM110 163V162H108ZM113 163V162H112ZM138 163V162H136ZM174 163V162H173ZM217 163V164H218ZM97 164H100V162ZM104 164V163H102ZM175 164V163H174ZM63 165V164H62ZM78 165V164H77ZM82 165V164H81ZM81 165H78L81 167ZM86 165V164H85ZM92 165V163H91ZM96 165V163H95ZM110 165H112L110 163ZM124 165V164H123ZM122 165V166H123ZM126 165V164H125ZM195 165V164H194ZM193 165V167H195ZM197 165V164H196ZM212 165V164H211ZM76 166V165H75ZM74 166V167H75ZM102 166V165H100ZM109 166V165H108ZM163 166V167H164ZM188 166V165H187ZM199 166V165H198ZM197 166V167H198ZM238 165H235V168H233V170H235L237 168ZM48 167V166H47ZM61 167V166H60ZM73 167V166H72ZM73 167V168H74ZM84 167V166H83ZM94 167V166H93ZM104 167V166H103ZM107 167V166H106ZM113 167V166H112ZM138 167V166H137ZM160 167V166H158ZM162 167V168H163ZM169 167V166H168ZM211 167V166H210ZM216 167V166H215ZM256 167V166H255ZM42 168V167H41ZM50 168H52L50 166ZM62 168V167H61ZM78 168V167H77ZM82 168V167H81ZM109 168V167H108ZM161 168V167H160ZM191 168V167H190ZM189 168V169H190ZM254 168V167H253ZM43 169V168H42ZM79 169V168H78ZM85 169V168H84ZM88 169V168H87ZM90 170H92V168H89ZM88 169V170H89ZM103 169V168H102ZM105 169V168H104ZM140 169V168H139ZM157 169V168H156ZM193 169V168H192ZM50 170V169H49ZM54 170V169H51ZM66 170V169H65ZM112 170V169H110ZM122 170V169H121ZM142 170V169H140ZM148 170V169H147ZM152 170V168H151ZM162 170V169H161ZM191 170V169H190ZM21 171V172H20ZM57 171V170H56ZM79 171V170H78ZM115 171V170H113ZM123 171V170H122ZM126 171V170H125ZM182 171V170H181ZM217 171V170H216ZM4 172V171H3ZM44 172V171H43ZM68 172V170H67ZM90 172V171H88ZM127 172V171H126ZM124 172V173H126ZM129 172V171H128ZM134 172V171H133ZM142 172V171H141ZM154 172V171H153ZM160 172V170H159ZM238 172V171H237ZM253 172V171H252ZM28 173V172H27ZM36 173V172H35ZM54 173V172H53ZM60 173V172H59ZM80 173V172H79ZM82 173V171H81ZM102 173V172H101ZM112 173V171H111ZM110 173V174H111ZM131 173V171H130ZM129 173V174H130ZM157 173V172H156ZM155 173V174H156ZM182 173V172H181ZM236 173V171H235ZM25 174V173H24ZM61 174H63V172H61ZM65 174V171H64ZM74 174V173H73ZM90 174V173H88ZM92 174V173H91ZM90 174V175H91ZM95 174V173H94ZM120 174V172H119ZM147 174V173H146ZM66 175V174H65ZM69 175V174H68ZM79 175H83V174H79ZM103 175V174H102ZM116 175V174H115ZM131 175V174H130ZM143 175V174H142ZM159 175V174H158ZM257 177L256 180L253 183V189L251 190V205L248 204L251 207H256L257 205H259L260 203H264V159L261 161L259 169L256 173ZM84 176V175H83ZM88 176V175H87ZM86 176V177H87ZM98 176V175H97ZM109 176V175H108ZM107 176V177H108ZM120 176V175H119ZM228 176V175H225ZM72 177V175L70 176ZM76 177V175L74 176ZM85 177V178H86ZM118 177V176H117ZM84 178V177H81ZM109 178V177H108ZM253 178V177H252ZM251 178V179H252ZM103 179V178H102ZM229 179V178H228ZM68 180V179H67ZM81 180V179H80ZM92 180V179H91ZM94 180V179H93ZM100 180V179H99ZM104 180V179H103ZM114 180V179H112ZM125 180V179H124ZM54 181V180H53ZM82 181V180H81ZM83 181H88V180H84ZM101 181V180H100ZM18 182V183H17ZM44 182V181H43ZM106 184V181H104ZM124 182V181H123ZM126 182V181H125ZM160 182V181H159ZM88 183V182H87ZM229 183V182H228ZM65 184V183H64ZM81 184V183H80ZM85 184V183H84ZM230 184V183H229ZM252 184V183H249ZM59 185V184H58ZM86 185V184H85ZM103 185V184H102ZM158 185V184H157ZM234 185V184H233ZM57 186V185H56ZM124 186V185H123ZM122 186V187H123ZM196 186V185H194ZM33 187V186H32ZM37 187V186H36ZM41 187V186H40ZM96 187V186H95ZM199 187V186H198ZM203 187V186H201ZM207 187V186H206ZM204 187V188H206ZM244 187V186H243ZM48 188V187H47ZM56 188V187H55ZM89 188V187H88ZM93 188V187H92ZM98 188V187H97ZM104 188V186H103ZM109 187L107 186L106 189H108ZM161 188V187H160ZM191 188V187H190ZM40 189V188H39ZM91 189V188H90ZM89 189V190H90ZM105 189V188H104ZM115 189V188H114ZM119 189V188H118ZM132 189V188H131ZM137 189V188H135ZM139 189V188H138ZM181 189V188H180ZM202 189V188H201ZM224 189V188H223ZM31 190V189H30ZM38 190V188L36 189ZM35 190V191H36ZM88 190V191H89ZM111 190H113L111 188ZM122 190V188H121ZM200 190V189H199ZM208 190V189H207ZM250 190V189H249ZM32 191V190H31ZM70 191V190H69ZM109 191V189H108ZM161 191V190H160ZM187 191H190L189 189ZM186 191V192H187ZM203 191V190H202ZM42 192V190H41ZM110 192V191H109ZM167 192V191H165ZM185 192V193H186ZM194 192V191H191ZM190 192V193H191ZM245 192V190L243 191ZM36 193V192H35ZM39 193V192H38ZM91 193V192H90ZM107 193V191H106ZM115 193V192H114ZM113 193V194H114ZM125 193V192H124ZM123 193V194H124ZM184 193V192H182ZM184 193V195H185ZM197 193V190L195 192V195ZM202 193V192H201ZM212 193V192H211ZM42 194V193H41ZM62 194V193H61ZM140 194V193H139ZM161 194V192H160ZM166 194V193H165ZM175 194V193H174ZM199 193H197L198 195ZM208 194V193H207ZM206 194V196H207ZM0 195V196H1ZM128 195V194H127ZM143 195V194H142ZM182 194V196H184ZM193 196V194H191ZM200 195V194H199ZM115 196V195H114ZM123 196V195H122ZM125 196V195H124ZM139 196V195H137ZM136 196V197H137ZM170 196V195H169ZM179 196V195H178ZM190 196V195H189ZM43 197V196H42ZM72 197V195H71ZM70 197V198H71ZM118 197V196H116ZM131 199V196H128V199ZM196 196H193V198ZM202 197V196H201ZM204 197V196H203ZM215 197V196H214ZM213 197V198H214ZM9 198H11L9 196ZM73 198V197H72ZM71 198V199H72ZM126 198V197H125ZM134 198V196H133ZM139 198V197H138ZM144 198V197H143ZM165 198L168 199L167 195L165 196ZM186 198V197H185ZM191 198V197H190ZM200 198V197H199ZM205 198V197H204ZM2 199V198H1ZM0 199V200H1ZM12 199V198H11ZM100 199V198H99ZM158 199V198H156ZM166 199V200H167ZM175 199V198H174ZM177 199V198H176ZM182 199V198H181ZM198 199V198H197ZM60 200V199H59ZM58 200V201H59ZM139 201L141 199H138ZM145 200V198H144ZM155 200V199H154ZM180 200V198L178 199ZM184 200V199H182ZM189 200V199H188ZM194 200V199H193ZM34 201V200H33ZM132 201V200H130ZM148 201V200H147ZM162 201V200H161ZM173 201V199L169 200ZM181 201V200H180ZM192 201V200H191ZM196 201V200H195ZM205 201V200H204ZM210 201V200H209ZM4 202V201H3ZM61 202V201H60ZM65 202V201H64ZM63 202V203H64ZM129 202V201H128ZM138 202V201H135ZM156 202V200H155ZM158 202V201H157ZM166 202V201H165ZM176 202V201H175ZM187 202V201H186ZM193 202V201H192ZM202 202V201H201ZM213 202V201H212ZM254 202V203H253ZM1 203V202H0ZM35 203V201H34ZM84 203V202H83ZM102 203V202H101ZM121 203V202H120ZM133 203V202H132ZM160 203V201H159ZM194 203V202H193ZM197 203V202H196ZM206 203V202H205ZM211 203V202H210ZM61 204V203H59ZM139 204V203H138ZM151 204V203H150ZM161 204V203H160ZM159 204V205H160ZM172 205V202L169 203V205ZM190 204H192L190 202ZM189 204V205H190ZM204 204V203H203ZM68 205V204H67ZM83 205V204H82ZM121 205V204H120ZM120 205L119 208H120ZM152 205V204H151ZM158 205V204H156ZM187 205V204H186ZM264 205V204H263ZM126 206V205H125ZM162 206V204H161ZM188 206V205H187ZM195 206V205H194ZM197 206V205H196ZM214 206V205H213ZM260 206V205H259ZM262 206V205H261ZM129 207V206H128ZM209 207V206H208ZM36 207H34L35 209ZM127 208V207H126ZM131 209V207H129ZM139 208V207H137ZM136 208V209H137ZM162 208V207H161ZM174 208V207H173ZM180 208V207H179ZM192 208V207H191ZM197 208V207H196ZM212 208V207H211ZM214 208V207H213ZM134 209V208H133ZM147 209V208H146ZM156 209V207H155ZM170 209V208H169ZM172 209V208H171ZM182 209V208H181ZM180 209V210H181ZM195 209V208H194ZM194 209L192 208V211L194 212ZM208 209V208H207ZM116 210V209H115ZM114 210V211H115ZM122 210V209H120ZM135 210V209H134ZM142 210V209H141ZM153 210V209H152ZM159 210V209H158ZM173 210V209H172ZM179 210V209H178ZM191 210V209H190ZM202 210V209H201ZM206 210V209H205ZM204 210V211H205ZM211 210V209H209ZM129 211V210H128ZM177 211V209H176ZM199 211V210H198ZM207 211V210H206ZM214 211L215 214V210H212V212ZM249 211V210H248ZM33 212V211H32ZM182 212V211H181ZM180 212V213H181ZM185 212V210L183 211ZM211 212V211H210ZM216 212H219L216 210ZM162 213V212H161ZM167 213V212H165ZM169 213V211H168ZM200 213V212H199ZM209 213V212H208ZM228 213V212H227ZM31 214V213H29ZM117 214V213H116ZM136 214V213H135ZM141 214V213H140ZM171 214V213H170ZM185 214V213H184ZM196 214V213H195ZM201 214V213H200ZM217 214V213H216ZM119 215V214H118ZM125 215V214H124ZM128 216V214H126ZM143 215V214H142ZM141 215V216H142ZM213 215V214H211ZM221 215V214H220ZM9 216V215H8ZM169 216V214H168ZM167 216V217H168ZM171 216V215H170ZM176 216V215H175ZM196 216V215H195ZM1 217V215H0ZM119 217V216H117ZM121 217V216H120ZM144 217V216H143ZM152 217V216H151ZM166 217V218H167ZM183 217V216H182ZM187 217V216H186ZM102 218V217H101ZM128 218V217H127ZM130 218V217H129ZM146 218V217H145ZM165 217H163L164 219ZM165 218V219H166ZM174 218V216H173ZM179 218V217H178ZM195 218V217H194ZM207 218H212L209 216ZM215 218V217H214ZM229 218V217H228ZM168 219V218H167ZM202 219V218H201ZM209 219V220H210ZM260 222L263 221L262 218H260ZM125 220V219H124ZM135 220V219H134ZM141 220V219H140ZM145 220V219H144ZM161 220V219H160ZM171 220V219H168ZM176 220V219H173ZM181 220V219H180ZM215 220V219H214ZM225 220V219H224ZM230 220V219H229ZM139 221V220H138ZM156 221V220H155ZM220 221V220H219ZM134 222V221H133ZM174 222V221H173ZM224 222V221H223ZM121 223V222H120ZM138 223V222H137ZM153 223V222H152ZM159 223V222H158ZM201 223V221H200ZM199 223V224H200ZM216 223V222H215ZM230 223V222H229ZM124 224V223H123ZM135 224V223H134ZM139 224V223H138ZM142 224V223H141ZM143 224L145 225V223L143 222ZM175 224V222H174ZM190 224V223H189ZM222 224V223H221ZM230 225V224H229ZM124 226V225H123ZM122 226V227H123ZM129 226V225H128ZM140 226V225H139ZM161 226V225H160ZM169 226V225H168ZM173 226V225H172ZM220 226V224H219ZM239 226V225H238ZM143 227V225H142ZM162 227V226H161ZM199 227V226H198ZM221 227V226H220ZM33 228V227H32ZM35 228V227H34ZM135 228V227H134ZM165 228V226H164ZM173 228L175 229V227L173 226ZM219 228V227H218ZM31 229V227H30ZM29 229V230H30ZM125 229V228H124ZM147 229V228H146ZM179 229V228H177ZM216 229V228H215ZM223 229V228H221ZM35 230V229H34ZM164 230V229H163ZM167 230V228H166ZM176 230V229H175ZM149 231V229L147 230ZM172 231V230H171ZM27 232V231H26ZM25 232V233H26ZM38 232V231H37ZM137 232V231H136ZM160 232V231H159ZM219 232V231H218ZM33 233V232H32ZM131 233V232H130ZM144 233V231H143ZM165 233V232H164ZM169 233V232H168ZM125 234V233H124ZM132 234V233H131ZM137 234V233H136ZM151 234V233H150ZM183 234V233H181ZM29 235V234H28ZM127 235V234H126ZM145 235V234H144ZM170 235V233H169ZM25 236V235H24ZM125 236V235H124ZM143 236V235H142ZM147 236V235H146ZM151 236V235H150ZM171 236V235H170ZM169 236V238H170ZM157 237V236H156ZM168 237V236H167ZM166 237V239H168ZM248 237V236H247ZM30 237L28 236V239ZM27 239V240H28ZM39 239V238H38ZM155 239V238H154ZM159 239V238H158ZM165 239V240H166ZM30 240V239H29ZM28 240V241H29ZM128 240V239H127ZM144 240V238H143ZM164 240V241H165ZM175 240V239H174ZM39 241V240H37ZM147 241V240H145ZM142 241V242H145ZM163 241V242H164ZM167 241V240H166ZM171 241V240H170ZM129 242V241H128ZM175 242V241H174ZM168 243V242H166ZM176 243V242H175ZM27 244V242H26ZM25 244L26 248L27 245ZM33 244V243H32ZM153 244V243H152ZM155 244V243H154ZM177 244V243H176ZM11 245V244H10ZM22 245V244H21ZM20 245V246H21ZM34 245V244H33ZM36 245V244H35ZM39 245V244H38ZM42 245V244H41ZM132 245V244H131ZM146 245V244H145ZM129 246V245H128ZM127 246V247H128ZM133 246V245H132ZM131 246V249H132ZM141 245H139L140 247ZM149 246V245H148ZM146 246V247H148ZM157 246V245H156ZM30 247V246H29ZM36 247H38L36 245ZM43 247H45L43 245ZM143 247V245L141 246ZM176 247V246H175ZM21 248V247H19ZM246 248V247H245ZM38 249V248H37ZM40 249V248H39ZM137 249V248H136ZM146 249V248H145ZM173 248L171 247V250ZM128 250V249H127ZM139 250V249H138ZM174 250V249H173ZM178 250V249H177ZM247 250V249H246ZM11 250H9L10 252ZM13 251V250H12ZM18 251H20L18 249ZM145 251V250H144ZM149 251V250H148ZM176 251V249H175ZM225 251V250H224ZM6 253L7 254H9ZM42 253V251H41ZM45 253V252H44ZM150 253V251H149ZM171 253V252H168ZM246 253V252H245ZM249 253V252H248ZM156 254V253H155ZM154 254V255H155ZM207 254V253H206ZM123 255V253H122ZM146 255V254H145ZM149 255V254H148ZM152 255V254H150ZM167 255V254H166ZM179 255V254H177ZM212 255V254H211ZM216 255V254H214ZM226 255V254H225ZM240 255V254H239ZM24 256V255H23ZM165 256V255H164ZM172 256V255H170ZM175 256V255H174ZM180 256V255H179ZM217 256V255H216ZM221 256V255H220ZM246 256V254H245ZM256 256V255H255ZM27 257V256H26ZM136 257V256H135ZM148 257V256H145ZM150 258L152 256H149ZM178 257V256H177ZM214 257V256H213ZM222 257V256H221ZM21 255L18 254V256L14 257L13 253H11L8 257H7V261H9V263H11L13 261L14 264L18 263L21 260ZM130 258V257H129ZM138 258V257H136ZM153 258V257H152ZM160 258V257H159ZM158 258V261H159ZM170 258V257H169ZM173 258V256H172ZM220 258V257H219ZM227 258V257H226ZM253 258V257H252ZM135 259V258H134ZM146 259V258H145ZM157 259V257H156ZM176 258H174L175 260ZM216 259V258H215ZM222 259V258H221ZM219 259V260H221ZM238 259V258H237ZM6 260V259H5ZM27 260V258H26ZM125 259L123 258V261ZM147 260H149V258H147ZM166 260V259H163ZM218 260V259H217ZM226 260V259H225ZM244 260V259H243ZM127 261V260H126ZM129 261V260H128ZM167 261V260H166ZM184 261V260H183ZM212 261V260H211ZM222 261V260H221ZM29 262V261H28ZM27 262V263H28ZM148 262V261H147ZM161 262V260H160ZM159 262V263H160ZM163 262V261H162ZM174 262V261H173ZM179 262V261H178ZM155 263V262H154ZM153 263V264H154ZM183 263V262H181ZM210 263V262H209ZM213 263V262H211ZM215 263V262H214ZM30 264V263H28ZM32 264V263H31ZM157 264V263H156ZM165 264V263H163Z\"/></svg>",
    "mask_w": 264,
    "mask_h": 264
},
{
    "label": "snow or ice",
    "instance_id": "snow-or-ice-1",
    "mask_svg": "<svg viewBox=\"0 0 264 264\" xmlns=\"http://www.w3.org/2000/svg\"><path fill=\"white\" fill-rule=\"evenodd\" d=\"M65 179H67V177H65ZM102 179V178H101ZM262 211H264V209H262ZM90 216H93L94 213H89ZM257 219V216L255 214L249 213L247 216V221L246 223L243 224L242 228L239 230V234L234 238V240L232 241H225V243L229 244V248L228 251L226 253L227 255V264H233V260L237 255V250L241 245V241L242 239L245 237V234H247L248 232H250V230L254 227V221ZM92 223H95V220L92 221ZM84 239H87V237H84ZM137 242H142V238L141 237H137L133 240V246L135 245V243ZM65 244H67V241H64ZM125 250V245L123 243H120L118 246V251L119 252H124ZM150 253L151 254H155L157 253V248L156 247H152L150 249ZM221 253V249L219 247H217L215 249V254L217 256H219ZM52 256L56 255V250L55 247L53 246L51 248V253ZM127 256H131V257H135L137 256V252L132 251L131 249L128 251ZM127 256L125 257V259H127ZM182 260L186 261L187 264H196L195 261V257H190L189 255H182L180 257ZM121 257L116 256V260H120ZM0 264H3V261L0 260ZM112 264H116V261H113ZM157 264H159V261H157Z\"/></svg>",
    "mask_w": 264,
    "mask_h": 264
}]
</instances>
